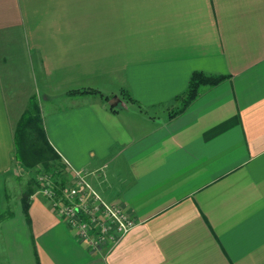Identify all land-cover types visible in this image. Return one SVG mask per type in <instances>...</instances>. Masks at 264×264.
I'll list each match as a JSON object with an SVG mask.
<instances>
[{"label":"crops","instance_id":"0c3cea01","mask_svg":"<svg viewBox=\"0 0 264 264\" xmlns=\"http://www.w3.org/2000/svg\"><path fill=\"white\" fill-rule=\"evenodd\" d=\"M196 71L225 78L172 115ZM34 97L58 161L133 221L112 243L42 184L7 210L11 177L42 173L15 159ZM6 211L0 264H264V0H0Z\"/></svg>","mask_w":264,"mask_h":264},{"label":"built area","instance_id":"2783aa9c","mask_svg":"<svg viewBox=\"0 0 264 264\" xmlns=\"http://www.w3.org/2000/svg\"><path fill=\"white\" fill-rule=\"evenodd\" d=\"M73 176L78 180L79 185L67 192H64V190L61 194L44 179L43 174L39 176V179L42 181V191L53 201L54 206L59 209L66 222L82 240L86 241L91 247L98 248L102 240L109 237L113 242L133 226V221L128 218L122 209L105 201L96 192L86 180L83 172L74 170ZM89 198L96 202L97 209L104 210L106 221L102 225L92 224L91 217L88 216L87 219L85 216L86 210L91 213L90 202H87ZM98 227L99 231L97 230Z\"/></svg>","mask_w":264,"mask_h":264},{"label":"trees","instance_id":"16d2710c","mask_svg":"<svg viewBox=\"0 0 264 264\" xmlns=\"http://www.w3.org/2000/svg\"><path fill=\"white\" fill-rule=\"evenodd\" d=\"M225 76L208 75L201 71L192 74L186 92L176 99H181V106L174 110L173 114L183 111L193 100H195L204 86L219 84ZM84 92H98L96 90H84ZM128 100H133L130 94L123 93ZM15 159L21 165L32 168L39 164L47 165L52 161L60 159L59 154L50 144L44 120L37 98H32L29 107L22 114L15 128ZM35 188H30L23 199L24 211L28 214L29 201ZM11 212H4L0 220Z\"/></svg>","mask_w":264,"mask_h":264},{"label":"rangeland","instance_id":"374dc122","mask_svg":"<svg viewBox=\"0 0 264 264\" xmlns=\"http://www.w3.org/2000/svg\"><path fill=\"white\" fill-rule=\"evenodd\" d=\"M203 88V87H202ZM201 88V89H202ZM120 96H111V98L118 99L117 102L120 103ZM123 98V97H122ZM109 99V98H108ZM179 104L178 106H181V99L176 103ZM39 170L42 172L41 174L44 175V179L49 182V184L58 191L59 194H61L64 190V192H67L68 190L77 187L78 180L71 176L70 171L66 169L65 166L62 165L60 161H52L48 163L47 165L39 164ZM36 166V168L38 167ZM29 176L25 175H13L9 181V190H8V208L7 210H11L14 208L15 203L18 199H24V197L27 195L30 188H37L38 185L41 184V180L38 179L36 181L35 179H32L31 176L36 175L35 171L29 170L28 171ZM40 174V175H41ZM51 182V183H50ZM87 195V194H84ZM87 202H90V211L86 210V218L88 219V216L92 219V224L94 225H102L103 222H105V213L102 209H97L96 202H93L90 198L87 200ZM99 231V227L97 228ZM97 231V234H98ZM96 233V232H95ZM115 234V233H114ZM117 236V234H115ZM109 243H112V239L107 237L105 240H102L100 242V245H107Z\"/></svg>","mask_w":264,"mask_h":264}]
</instances>
